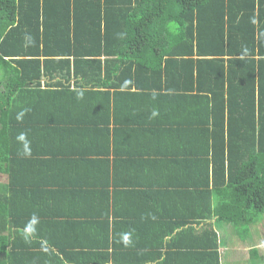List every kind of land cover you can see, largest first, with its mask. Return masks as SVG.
Masks as SVG:
<instances>
[{"label":"trees","instance_id":"1","mask_svg":"<svg viewBox=\"0 0 264 264\" xmlns=\"http://www.w3.org/2000/svg\"><path fill=\"white\" fill-rule=\"evenodd\" d=\"M0 172L1 264L250 258L264 0H0Z\"/></svg>","mask_w":264,"mask_h":264},{"label":"rangeland","instance_id":"2","mask_svg":"<svg viewBox=\"0 0 264 264\" xmlns=\"http://www.w3.org/2000/svg\"><path fill=\"white\" fill-rule=\"evenodd\" d=\"M260 227H264V214L261 215L260 218H258V220L255 223L248 225L247 228H244V227L237 228V227L232 226L231 224L230 225L226 224L224 226V229H223L224 239H222V240L224 241V243H228V241H230V240L232 241V239L237 240L240 238L241 240H244V238L246 237L247 239L252 240V245H256L257 243H259L263 239V237L260 233L258 235H256V233H255V230H256V232H259ZM233 229H234V231H233ZM263 232L264 231H262V233ZM252 234L255 235V237L252 236ZM236 244L237 243H235V248L238 250L239 246H237ZM225 247L220 246L221 255H222L221 258L222 259H229L228 258L229 255L226 252H224V250L227 249ZM227 247H228V245H227ZM261 250H264V248L259 249L258 252L260 253ZM262 254H263L262 258L264 259V252L263 251H262ZM262 254H260V255H262ZM233 257H234V260L238 261V258L236 256L233 255ZM240 259L242 260L243 258H240Z\"/></svg>","mask_w":264,"mask_h":264},{"label":"crops","instance_id":"3","mask_svg":"<svg viewBox=\"0 0 264 264\" xmlns=\"http://www.w3.org/2000/svg\"><path fill=\"white\" fill-rule=\"evenodd\" d=\"M1 175H3V173L0 172V182H1V180H3V177ZM42 188H45V187H41V189ZM10 195H12V196L16 195L17 196L18 193H16V191H14V192L13 191H0V203L10 204L11 203ZM65 198H66V196H65ZM8 213H11V209L10 208H8ZM8 221H9V216H6L5 218H0V235L4 234V233H7L6 231H8V227L10 226V223ZM262 231H264V227H260L259 232H256V230H255L256 235H258L260 233L262 235V237H263V239L259 243H257L255 245L258 248V250L264 248V232L262 233ZM252 236L255 237V235H253V234H252ZM246 239L247 238L245 237L244 241L247 242ZM238 241L240 242V244H242L243 246L246 247L247 252H248V248L249 247L244 243V241L241 240V239H238ZM7 247L8 246L6 245V248ZM2 251L0 250V264L2 262L1 261L2 258H4L2 256ZM255 251H256V249H255ZM262 251L264 252V250H261L260 253L258 251L255 252L254 255H252L250 258L246 259L245 261H243L240 264H264V259L262 258V256H263ZM260 254H262V255H260ZM248 256H250V255H248ZM228 258H229V260H231V256H229Z\"/></svg>","mask_w":264,"mask_h":264}]
</instances>
